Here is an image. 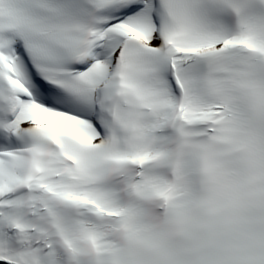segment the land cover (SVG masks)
Instances as JSON below:
<instances>
[{"label":"snow or ice","instance_id":"6c2138e0","mask_svg":"<svg viewBox=\"0 0 264 264\" xmlns=\"http://www.w3.org/2000/svg\"><path fill=\"white\" fill-rule=\"evenodd\" d=\"M0 264H264V0H0Z\"/></svg>","mask_w":264,"mask_h":264}]
</instances>
